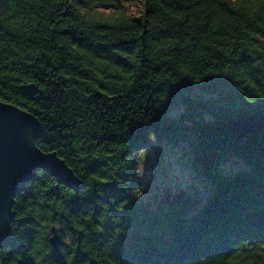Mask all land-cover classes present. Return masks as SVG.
Masks as SVG:
<instances>
[{"label": "trees", "instance_id": "trees-1", "mask_svg": "<svg viewBox=\"0 0 264 264\" xmlns=\"http://www.w3.org/2000/svg\"><path fill=\"white\" fill-rule=\"evenodd\" d=\"M123 1L0 0V101L33 114L36 146L81 182L36 171L13 196L0 264H264V130L240 141L226 127L264 117V0H136V16ZM178 101L186 125L169 115ZM152 133L188 138L214 186L191 215L137 201ZM230 156L246 169L220 172Z\"/></svg>", "mask_w": 264, "mask_h": 264}, {"label": "rangeland", "instance_id": "rangeland-1", "mask_svg": "<svg viewBox=\"0 0 264 264\" xmlns=\"http://www.w3.org/2000/svg\"><path fill=\"white\" fill-rule=\"evenodd\" d=\"M94 7L104 14L119 11L115 9L117 5L113 2L97 3ZM141 9V1H123L119 12L136 16ZM183 110L182 101H178L171 104L168 112L176 123L186 125L188 123ZM203 116L207 118L206 115ZM160 139L152 133L148 144L135 153L136 172L141 181V186L135 192L137 201L156 212L159 209L168 210L167 202L174 198L180 204H190L187 215H191L208 202L214 186L193 166L188 138L176 137L169 142ZM245 169V164L236 156L224 159L219 165V171L224 174Z\"/></svg>", "mask_w": 264, "mask_h": 264}, {"label": "water", "instance_id": "water-1", "mask_svg": "<svg viewBox=\"0 0 264 264\" xmlns=\"http://www.w3.org/2000/svg\"><path fill=\"white\" fill-rule=\"evenodd\" d=\"M226 127L233 138L242 141L249 133L264 130V117L245 115L229 119ZM39 133L40 124L33 114L0 101V246L10 236L13 196L39 168L48 170L58 182L70 187L81 185L73 170L56 152H44L36 146ZM51 231L49 241L56 248L59 237L54 226Z\"/></svg>", "mask_w": 264, "mask_h": 264}, {"label": "snow or ice", "instance_id": "snow-or-ice-1", "mask_svg": "<svg viewBox=\"0 0 264 264\" xmlns=\"http://www.w3.org/2000/svg\"><path fill=\"white\" fill-rule=\"evenodd\" d=\"M0 239H2V237H0Z\"/></svg>", "mask_w": 264, "mask_h": 264}]
</instances>
